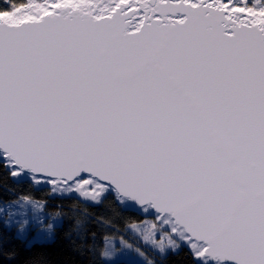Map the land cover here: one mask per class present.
I'll list each match as a JSON object with an SVG mask.
<instances>
[{"label": "snow or ice", "instance_id": "obj_1", "mask_svg": "<svg viewBox=\"0 0 264 264\" xmlns=\"http://www.w3.org/2000/svg\"><path fill=\"white\" fill-rule=\"evenodd\" d=\"M264 264V0H0L3 264Z\"/></svg>", "mask_w": 264, "mask_h": 264}, {"label": "trees", "instance_id": "obj_2", "mask_svg": "<svg viewBox=\"0 0 264 264\" xmlns=\"http://www.w3.org/2000/svg\"><path fill=\"white\" fill-rule=\"evenodd\" d=\"M74 259L76 260L77 264H79L80 257H74ZM0 264H3V261L2 260H0ZM12 264H16V262H12Z\"/></svg>", "mask_w": 264, "mask_h": 264}]
</instances>
